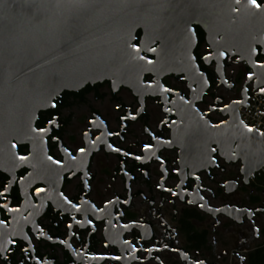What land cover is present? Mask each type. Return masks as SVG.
I'll return each mask as SVG.
<instances>
[{
    "label": "flooded vegetation",
    "instance_id": "1",
    "mask_svg": "<svg viewBox=\"0 0 264 264\" xmlns=\"http://www.w3.org/2000/svg\"><path fill=\"white\" fill-rule=\"evenodd\" d=\"M255 4L180 0L192 32L134 41L175 72L64 91L39 113L25 161L0 162V264H264V186L247 177L261 149L239 124L264 96Z\"/></svg>",
    "mask_w": 264,
    "mask_h": 264
},
{
    "label": "water",
    "instance_id": "2",
    "mask_svg": "<svg viewBox=\"0 0 264 264\" xmlns=\"http://www.w3.org/2000/svg\"><path fill=\"white\" fill-rule=\"evenodd\" d=\"M179 2L161 8L158 0H89L80 7L47 0L34 18L23 0H0V162L25 161L17 158L16 143L35 133L39 113L62 92L104 81L134 89L150 72H175L176 64L152 62L134 41L138 30L144 32L142 46L167 45L172 41L162 35L192 32L193 22L179 21ZM239 124L246 142L256 139L261 149L250 177L264 166V136Z\"/></svg>",
    "mask_w": 264,
    "mask_h": 264
},
{
    "label": "snow or ice",
    "instance_id": "3",
    "mask_svg": "<svg viewBox=\"0 0 264 264\" xmlns=\"http://www.w3.org/2000/svg\"><path fill=\"white\" fill-rule=\"evenodd\" d=\"M47 0H23V7H26V8H31L33 9V17L35 18V16L39 13V11L43 8V6L46 4ZM68 2L70 4H74V5H77V6H80V7H84V6H87L89 0H68ZM135 2L139 5L140 3L143 2V0H135ZM237 3L240 2V0H236ZM249 2L251 4H253L255 7H259V5H256L255 4V0H249ZM170 3V0H158V7H161V8H166ZM150 51H155V49H149ZM137 51H139V49H137ZM221 55H223V53H221ZM141 59H143V57H141ZM48 63H51V61H48ZM149 63H151V61H149ZM202 75V73H201ZM38 83V82H37ZM226 83V81H225ZM262 91H264V88L261 89ZM165 92H168L169 89L165 88L164 89ZM234 103H241L240 101H234ZM53 107H55V105H53ZM135 118V117H133ZM245 127H247V125H245ZM248 131L249 132H252V129L251 128H248ZM261 136H264V132H261L260 133ZM93 143H95V141H93ZM109 148H111L112 146L111 145H108ZM81 152H84L85 149L83 147H81L79 149ZM112 151H116L118 152L119 149L118 148H113ZM214 151V149H213ZM139 157H137L138 159ZM23 159V157H22ZM167 190V189H166ZM173 195H176V193H172ZM201 199H203V197H201ZM189 203H191V201H189ZM73 208H76V205L73 204L72 205ZM200 207H204V204H200ZM78 210V209H77ZM209 211H215V212H221V209L219 207H216V208H209L208 209ZM237 211H239V209H237ZM247 215V213H245ZM77 223H79V221H77ZM69 228L71 227V225L68 226ZM42 231V230H41ZM257 231H259V229H257ZM50 239V237H49ZM126 243H128V241H125ZM63 243V241L61 242ZM147 251H151V249H147ZM101 259H103V257H101ZM113 259H116V257H113ZM185 259H187V257H185ZM240 260L241 261H245V257L244 256H240ZM194 264H205V261L200 259L199 257H195L194 258Z\"/></svg>",
    "mask_w": 264,
    "mask_h": 264
},
{
    "label": "built area",
    "instance_id": "4",
    "mask_svg": "<svg viewBox=\"0 0 264 264\" xmlns=\"http://www.w3.org/2000/svg\"><path fill=\"white\" fill-rule=\"evenodd\" d=\"M250 105L248 107L241 106L239 108L240 120L247 128H254L256 131L264 132V96L254 94L250 97ZM254 180H260L264 186V166L253 176Z\"/></svg>",
    "mask_w": 264,
    "mask_h": 264
}]
</instances>
